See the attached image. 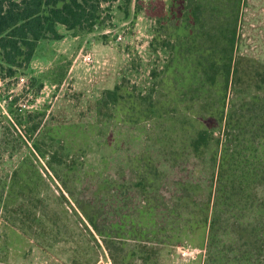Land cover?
I'll return each instance as SVG.
<instances>
[{
	"label": "rangeland",
	"instance_id": "obj_1",
	"mask_svg": "<svg viewBox=\"0 0 264 264\" xmlns=\"http://www.w3.org/2000/svg\"><path fill=\"white\" fill-rule=\"evenodd\" d=\"M178 12L172 0H112L90 30L59 24L62 37L40 39L30 62L12 65V73L0 57V77L6 78L0 90V264L222 263L219 252L227 250L222 242L234 237L232 231L219 232L216 247L209 249L207 230L199 228L189 237L179 231L176 239L168 231L155 232V216L144 210L118 226L106 223L101 234L79 207L99 184L108 198L101 184L112 182L114 188L128 144L134 150L133 139L142 142L152 134L150 113L140 118L126 108L153 88L163 90L158 82L172 56L180 54L174 45L181 48L184 34L170 28ZM236 40L227 102L243 103L251 121L252 95L264 101V0L240 1ZM86 54L91 60L84 59ZM153 71L157 77L149 75ZM199 71L197 79L203 80ZM164 86L171 91L169 79ZM216 98L210 93L205 102ZM259 123L256 137L245 136L243 153L250 160L264 151V119ZM251 188L263 204L264 189ZM251 212H243L244 221Z\"/></svg>",
	"mask_w": 264,
	"mask_h": 264
},
{
	"label": "trees",
	"instance_id": "obj_2",
	"mask_svg": "<svg viewBox=\"0 0 264 264\" xmlns=\"http://www.w3.org/2000/svg\"><path fill=\"white\" fill-rule=\"evenodd\" d=\"M109 1L0 0V57L9 65V73L12 65L30 62L40 39L61 38L59 24L67 29H92ZM240 1L172 0L179 12L172 17L170 28L176 34L179 29L184 33L179 38L181 48L174 45L180 54L172 56L161 75L158 83L163 90L153 88L126 108L140 118L142 113H150L153 132L148 140L133 139L134 150L128 144L129 156L120 160L114 188L110 189L112 182L101 184L107 188L108 198L99 184L95 195L79 203L96 232L102 234L106 223L122 224L136 212L149 210L159 227L155 232L165 230L179 239V231L189 237L202 228L208 231L209 249L215 246L219 232L235 233L222 242L227 250L219 252L221 264H231V257L238 259L237 264H264V203L256 202L253 188L247 190L254 185L264 189V151L256 160L243 153L246 134L252 140L263 126L259 119H264V101L252 95L249 122L243 103L227 102ZM229 12H233L231 19ZM162 43L168 46L169 40ZM195 58H199L197 62ZM197 67L203 80L202 76L197 79ZM149 75L157 77L158 73ZM166 78L173 92L165 88ZM205 86L212 87L213 93ZM210 93L217 101L209 105L205 96ZM246 209L253 212L244 221ZM114 245L108 247L119 251Z\"/></svg>",
	"mask_w": 264,
	"mask_h": 264
},
{
	"label": "built area",
	"instance_id": "obj_3",
	"mask_svg": "<svg viewBox=\"0 0 264 264\" xmlns=\"http://www.w3.org/2000/svg\"><path fill=\"white\" fill-rule=\"evenodd\" d=\"M84 59H86L87 61L91 60V56H90V54H86V55L84 56ZM19 79H20V81H23V80H24V77H20ZM5 81H6V78H2V77H0V90L4 88V86H5ZM25 105H26V104L24 103L23 106H25Z\"/></svg>",
	"mask_w": 264,
	"mask_h": 264
}]
</instances>
